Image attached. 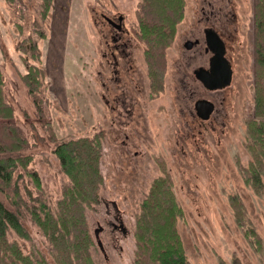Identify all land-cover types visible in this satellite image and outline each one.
Masks as SVG:
<instances>
[{"label": "rangeland", "instance_id": "374dc122", "mask_svg": "<svg viewBox=\"0 0 264 264\" xmlns=\"http://www.w3.org/2000/svg\"><path fill=\"white\" fill-rule=\"evenodd\" d=\"M140 1L53 0L46 10L42 0H0L2 94L13 112L4 122H10L16 128L15 135L24 140L18 151L22 157H31L27 170L35 172L39 181L37 184L20 167L16 169L14 179L22 175L17 179L22 202L28 206L44 203L54 212L63 185L69 183L54 148L71 139H97L99 134L98 170L102 182L98 202L84 213L93 264H132L141 205L154 179L160 176L169 177L182 208L177 230L190 264H264V191L257 194L244 182L239 169V164L247 168L253 158L247 148L252 145L247 122L259 120L253 117L252 0H232L238 21L234 74L221 102L216 101L211 121L193 117L198 93L189 95L186 89L194 83V63L184 66L186 56L181 55L184 36L193 27L203 0H184L183 17L165 50L167 71L161 94L153 91L150 95L145 45L134 34L133 68L122 78L126 88L118 90L108 79L109 88L103 97L99 77L100 13L122 14L135 33ZM209 1L221 7L225 2ZM37 53L42 59L35 58ZM178 63L182 66L179 71ZM28 64L39 66L44 75L38 77L41 86L36 94L40 112L22 79ZM182 73L186 74V89H182ZM200 96L208 98L202 90ZM261 180L264 188V165ZM231 196L242 205V225L236 222ZM2 199L6 203L11 198ZM112 202L126 234L109 226L110 217L115 215ZM25 207L19 205L20 222L30 239L24 240L9 230L6 241L15 242L24 254L37 250L44 264H55L52 246ZM99 226L103 232L98 238L107 259L94 238ZM247 230L258 239L248 235Z\"/></svg>", "mask_w": 264, "mask_h": 264}, {"label": "trees", "instance_id": "16d2710c", "mask_svg": "<svg viewBox=\"0 0 264 264\" xmlns=\"http://www.w3.org/2000/svg\"><path fill=\"white\" fill-rule=\"evenodd\" d=\"M13 2V0H6ZM47 10L53 0H42ZM184 0H141L136 14L138 25L134 33L145 45L144 58L150 95L164 91L163 78L167 71L165 50L171 45L175 27L184 13ZM253 28V72H254V108L252 119L247 122L249 137L248 150L253 158L247 168L239 169L244 182L257 194L264 191L261 176L264 159V0H252ZM33 46V43H32ZM34 51L37 48L34 45ZM41 59V55L35 54ZM38 59V60H39ZM45 74V73H44ZM43 78L42 69L37 65L27 66L22 79L36 104V94ZM3 76L0 69V264H44L37 250L24 254L15 243H8L9 230L24 239L30 236L20 222L19 205H25L32 222L41 230L46 241L53 248L55 264H93L90 254L92 240L87 228L84 213L98 202L99 186L102 176L98 170L100 158V136L71 139L59 143L53 150L60 162L63 173L69 183L63 185L62 198L58 200L55 211L44 203L28 206L22 202L17 179L22 178L16 169L20 167L38 184L35 172H29L27 166L31 157H22L19 149L25 142L16 133L10 122H4L13 116L12 109L4 102L2 94ZM152 96V95H151ZM103 133V132H102ZM104 134V133H103ZM51 137V135H50ZM18 151V152H17ZM238 162V161H237ZM30 195V193H29ZM11 198L9 202L2 199ZM37 198H33L36 200ZM230 205L234 209L236 222L242 225V205L231 196ZM182 216L171 188L169 177L154 179L138 215L134 231L136 250L132 264H190L187 260L183 242L177 230V220ZM248 235L257 236L250 230ZM258 239V238H257ZM256 239V240H257Z\"/></svg>", "mask_w": 264, "mask_h": 264}, {"label": "flooded vegetation", "instance_id": "af4514ba", "mask_svg": "<svg viewBox=\"0 0 264 264\" xmlns=\"http://www.w3.org/2000/svg\"><path fill=\"white\" fill-rule=\"evenodd\" d=\"M224 1L221 7L209 0H203L205 3L202 2L196 10L193 27L189 29L182 42L181 55L186 56L183 59L184 66L188 67L191 62L194 63L191 68L193 86L191 88L187 87L188 89L185 88L184 78L186 74L182 73L180 78L182 89L188 90L189 95L198 93L195 101L205 99L213 104V111L205 121L213 119L216 101L221 102L223 98L221 96L230 88L234 74V61L236 60L234 37L237 34L238 21L232 0ZM100 17L103 27L98 29L99 46H101L99 51V77L104 97L106 90L109 88L106 83L108 79L112 80L111 82L114 83L115 87H118V90L123 91L122 87L126 88L122 78L126 75L125 73L133 68V52L136 47L133 43L135 41L134 32L126 25L122 14L118 13L110 16L101 12ZM181 69L182 66L178 63V71ZM108 71H110L109 78L107 77ZM203 78L207 80L208 85L216 86L215 89H207ZM146 80L148 83L147 74ZM228 80L229 82L226 84ZM201 90L208 95V98L200 96ZM123 94L124 92H119V95ZM118 99H120V96H118ZM194 103L193 117L198 121H204L199 117ZM199 112L202 114L201 111ZM113 203L111 205L115 210V215L110 217L109 226L113 231L119 230L122 234H126L127 231L122 224L117 206ZM105 205L108 207V203ZM98 228L101 229L99 232L101 234L103 227L99 226ZM99 250L107 259L103 246L102 250L100 248Z\"/></svg>", "mask_w": 264, "mask_h": 264}, {"label": "water", "instance_id": "95a60500", "mask_svg": "<svg viewBox=\"0 0 264 264\" xmlns=\"http://www.w3.org/2000/svg\"><path fill=\"white\" fill-rule=\"evenodd\" d=\"M203 81H204V84L207 87V89H210V90L215 89L216 86H214V85H208L206 83L207 80L205 78H203ZM228 82H229V80L226 82V84ZM194 107H195L196 110H198V113H199L198 115H199V117L202 120H207L210 117V115H211V113L213 111V104L210 101H207L205 99H200V100L195 101ZM199 111H201L202 114ZM100 231H101L100 228L94 230V238L96 240L97 246L102 250V244H101V241L98 238V234H99Z\"/></svg>", "mask_w": 264, "mask_h": 264}, {"label": "crops", "instance_id": "0c3cea01", "mask_svg": "<svg viewBox=\"0 0 264 264\" xmlns=\"http://www.w3.org/2000/svg\"><path fill=\"white\" fill-rule=\"evenodd\" d=\"M54 1H56V0H54ZM41 59H42V57H41ZM22 75V74H21Z\"/></svg>", "mask_w": 264, "mask_h": 264}]
</instances>
